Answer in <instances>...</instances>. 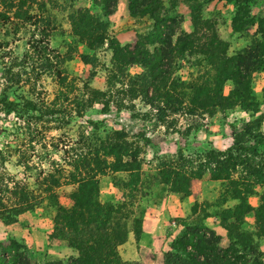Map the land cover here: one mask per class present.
<instances>
[{"label":"rangeland","instance_id":"obj_1","mask_svg":"<svg viewBox=\"0 0 264 264\" xmlns=\"http://www.w3.org/2000/svg\"><path fill=\"white\" fill-rule=\"evenodd\" d=\"M93 2L54 0L48 7L52 24L62 31H55L48 39L46 54L51 62L37 59L31 68L28 57L32 54L25 44L28 32L1 38L7 41V46L0 52V102H10L15 109L14 113L8 114L0 111V157L4 154L5 160L0 158V183L15 175L19 183L33 192L37 190L39 172L47 170L49 163L63 164L70 154L89 156L95 152L100 154L101 147L107 152L109 146H121L126 154L122 159L129 165L128 169L138 168V183H134L131 177L135 174L134 170L100 177L101 201L109 199L115 204L121 195L133 200L132 196L138 195L136 191L139 188V191L143 189L146 192L137 202L139 209L144 213L150 211L161 221L160 229L164 235L169 236L170 228L178 230L176 234H179L183 223L201 219L203 207L219 227L217 220L226 212H231V206L236 203L228 194L223 195L222 185L211 180L213 168L226 159V155L221 154L226 153L239 137L243 146L255 147V152L245 157L248 160L247 171L248 168L256 169V165H264V72H252L247 77V93L242 97H230L233 85L225 82L222 95L229 102L221 111L210 116L182 111L170 113L166 108L157 112L156 107H150V104L154 106L153 102L139 98L128 100L122 96L119 98L121 106L114 107L110 103L105 111V106L100 104L105 99L98 98L100 103L90 104L86 94L82 95L80 108L76 109L74 97L83 91L84 84L89 89L105 91L109 72L114 70L111 53L106 48L108 40L114 38L121 46L132 45L135 37L145 35L152 25L146 16H129L126 0H115L114 11L107 18ZM161 2L169 15L175 16L178 29L183 32H191L194 16L210 20L219 39L228 44V55L248 49L251 42L259 38V35L254 36L255 26L240 34L231 31L230 22L235 11L231 4L217 0H199L198 5L194 0ZM192 6L196 9L191 13L188 8ZM84 9L106 23L100 30L106 34L105 40L94 51L77 42V36L83 33V29L73 18L77 10ZM263 11L264 0H255L250 5L249 15L256 18ZM79 55L92 59L90 64H83ZM55 70L60 76H65L62 81L65 102L61 98L56 99L59 87L54 77ZM138 72L140 70L136 67L126 70L129 76ZM194 72L195 68L183 65L178 73L188 81L194 78ZM28 103L35 106V111L30 110ZM44 108L54 114L40 116L37 110ZM78 109L81 113H77ZM48 118L52 121L46 122ZM139 134L146 142L139 139ZM128 154L133 155L132 158H128ZM109 161L112 162V158ZM172 168L176 175H163V171ZM242 171L241 167H236L232 178H243ZM73 189L72 186H63L56 190L57 203L71 206L69 195ZM253 190L257 195L264 192V188L254 187ZM246 202L255 207L257 197L247 196ZM53 214V209L42 203L20 215L15 224L0 222V245L13 241L23 247L30 264H64L74 257L72 252L75 256L76 253L63 241L49 238ZM252 222L251 214L234 221L233 228H230L233 236L230 238L237 239L242 234L243 239L247 238V245L256 250L249 263L255 259L264 264V241L256 240ZM202 224L219 236L221 247L226 246L224 230L218 235L217 230ZM133 237L136 242L150 246V240L143 234ZM146 255L149 254L146 252Z\"/></svg>","mask_w":264,"mask_h":264},{"label":"trees","instance_id":"obj_2","mask_svg":"<svg viewBox=\"0 0 264 264\" xmlns=\"http://www.w3.org/2000/svg\"><path fill=\"white\" fill-rule=\"evenodd\" d=\"M93 1L104 17L113 13L115 0ZM197 1L199 0H194L196 5ZM217 1L231 4L235 9L230 22L233 33L240 34L248 27H256L254 36L259 35V38L254 39L248 49L228 55V44L219 39L214 24L197 16L192 19L191 32L179 30L178 21L175 16L169 15L161 0H126L128 15L148 17L152 22L151 28L145 35L136 36L132 45L121 46L114 38L108 40L106 48L111 53L110 60L114 70L109 72L105 91L89 89L84 84L83 91L74 97L76 109L80 108L81 97L86 94L90 104L100 103L98 98L105 99L100 103L105 106V111L110 103L114 107L121 106L119 98L124 97L128 100L139 98L141 101L153 102L154 106L150 104V107H156L154 109L157 112L166 108L170 113L182 111L185 114L210 116L221 111L229 102L222 95L225 82L229 81L233 85L230 97L246 95L247 77L252 72H264V11L256 18L249 15L250 5L255 0ZM53 3L54 0H0V52L7 46V41H2V37H15L28 32L25 44L32 54L28 57L31 68L37 59L51 62L46 54L48 39L55 31L62 32L51 22L48 7ZM188 9L192 13L196 6ZM73 20L83 29V33L77 36V42L90 51L99 48L106 37L104 31L100 30L106 23L99 21L85 9L77 10ZM78 57L83 64H90L92 60L84 55ZM183 65L195 68L194 78L185 81L180 77L178 72ZM131 67L138 68L140 72L129 76L126 70ZM57 72L55 70L54 75L59 87L56 99L61 98L65 102L67 99L62 84L65 76H60ZM27 105L30 110L35 111V106L29 103ZM13 109L15 108L10 102H0V111L3 113H11ZM80 110L77 113H81ZM37 112L40 116L54 114L46 108ZM51 119H46V122L52 121ZM139 135V139L146 142L142 134ZM100 149V154H70L66 163H49L47 170L39 172L40 180L37 190L33 192L19 183L15 175H11L5 182L1 180L0 222L15 224L20 215L46 203L54 211L49 238L63 241L67 248L76 253L75 257L69 258L64 264H137L121 261L117 246L125 241L128 232L131 231L134 236L141 233L140 219L144 211L139 209L137 202L146 192L137 188L138 195L134 194L133 200L121 195L115 204L109 199L101 201L100 177L134 170L135 174L131 177L136 183L138 168L128 169L129 165L122 159L126 156L123 147L109 146L107 152L102 147ZM254 150L253 146H243L238 137L226 153L221 154L226 155V159L219 162L217 168H213L211 180L223 186V195L228 194L231 200L236 201L230 208L231 212H226L217 220L219 227L225 231L226 246L221 247L219 236L201 223L212 217L203 207L201 219L183 223L181 232L163 253L162 264H259L255 259L249 263L256 250L247 245V238L243 239L242 234L237 239L230 238L233 236L230 228H233L234 221L251 214L256 240L264 241V192L257 195L253 190L254 187L264 188V165H256V169L248 168L249 171L246 168L248 160L245 157L253 154ZM5 154L8 157L7 152ZM132 156L127 155L128 158ZM3 157L4 154H1L2 160ZM110 158L112 162L109 161ZM238 166L243 170L244 176L235 180L232 173ZM174 170L172 168L162 173L174 176L177 174ZM63 186L74 187L69 195L72 201L69 207L57 203L56 190ZM250 195L257 197L255 207L246 202ZM192 213L195 214V211L192 210ZM213 214L216 215L215 212ZM22 250L23 247L13 241L0 245V264H30Z\"/></svg>","mask_w":264,"mask_h":264},{"label":"crops","instance_id":"obj_3","mask_svg":"<svg viewBox=\"0 0 264 264\" xmlns=\"http://www.w3.org/2000/svg\"><path fill=\"white\" fill-rule=\"evenodd\" d=\"M202 223L214 231L217 230L216 233L221 235L219 233H221L222 229L215 225V220L206 218ZM160 228L161 221L153 217L150 211H146L141 219L140 230L141 234L150 240V246L147 247L136 242L133 233H127L125 241L117 246L120 260L129 263L138 262L139 264H162V255L167 251L169 243L178 235L176 234L178 230L170 228L168 236L161 233L162 229ZM146 252L149 254L148 256ZM71 255L75 257L73 252Z\"/></svg>","mask_w":264,"mask_h":264}]
</instances>
